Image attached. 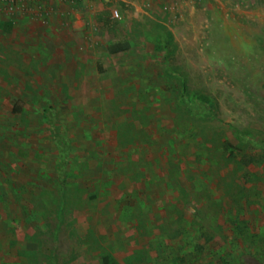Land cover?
<instances>
[{"label": "rangeland", "instance_id": "obj_1", "mask_svg": "<svg viewBox=\"0 0 264 264\" xmlns=\"http://www.w3.org/2000/svg\"><path fill=\"white\" fill-rule=\"evenodd\" d=\"M59 1L0 0V264H264V0Z\"/></svg>", "mask_w": 264, "mask_h": 264}, {"label": "crops", "instance_id": "obj_2", "mask_svg": "<svg viewBox=\"0 0 264 264\" xmlns=\"http://www.w3.org/2000/svg\"><path fill=\"white\" fill-rule=\"evenodd\" d=\"M30 4H32V5H38V7L40 6L41 7V5L42 4H44L45 5V8L46 9H44V11L42 10V11H40L41 12V14H48L50 17L52 16V18H55L56 16H58L61 20H63V19H66L65 17L67 16V14H74V17H75V19L76 20H74V21H72V22H70L69 20H67V21H69L70 23V26H69V24L68 23H66L65 25L66 26H68L69 28H71L72 27V29H76V30H78L79 29V31H78V33L80 34V32L82 31L81 29V27H82V25H81V22L78 20V19H80L81 17H80V15H81V13H80V11H77L78 9L75 7L74 8V11L72 10H68L69 8H67V7H64V9H61L60 8V5L59 4H61L60 3V1L59 0H27ZM14 2V0H7V3H6V8H7V10H9V11H11V12H13V9H14V7H13V5H12V3ZM124 2H129V3H131V4H133V3H138L137 2V0H124ZM143 3H146V0H144L143 1ZM137 7V6H136ZM137 8H139V7H137ZM71 12V13H70ZM1 11H0V37H4V36H8V35H12L13 33H14V26H13V22H12V19L13 18H10L9 20L8 19H6V20H1ZM28 25V24H27ZM61 42V41H60ZM68 42V40L67 39H64V42H62V44L64 45V47H65V45H66V43ZM13 46V45H12ZM64 47H62V46H60V52H61V50L63 49V52H61V54H62V60H64V62H66L65 63V66H73V65H76V63H79L80 61H79V58L78 57H75L74 59H71L69 62H67L68 60H66V48H64ZM3 47H2V44L0 43V50L2 49ZM65 49V50H64ZM75 49V48H74ZM69 50L72 52V49H70L69 48ZM68 50V51H69ZM75 50H77L78 51V48L77 49H75ZM75 50H74V55H75ZM73 56V55H72ZM50 63H49V65L50 66H52V63L53 62H51V61H49ZM53 65H54V63H53ZM60 65H61V62H60ZM79 65V64H78ZM73 75L75 76V74L73 73ZM199 237V236H198ZM197 237V238H198ZM183 255V254H182ZM106 256H109V255H106ZM183 257V256H182ZM237 261V260H236ZM236 264H238V262L236 263Z\"/></svg>", "mask_w": 264, "mask_h": 264}, {"label": "trees", "instance_id": "obj_3", "mask_svg": "<svg viewBox=\"0 0 264 264\" xmlns=\"http://www.w3.org/2000/svg\"><path fill=\"white\" fill-rule=\"evenodd\" d=\"M226 147H229L228 144H225ZM238 264H247L243 258H237ZM101 264H116L115 261L110 256H104L101 259Z\"/></svg>", "mask_w": 264, "mask_h": 264}, {"label": "built area", "instance_id": "obj_4", "mask_svg": "<svg viewBox=\"0 0 264 264\" xmlns=\"http://www.w3.org/2000/svg\"><path fill=\"white\" fill-rule=\"evenodd\" d=\"M113 15H114V16H117V12H116V11H114Z\"/></svg>", "mask_w": 264, "mask_h": 264}]
</instances>
